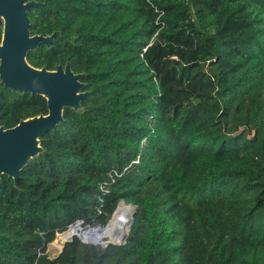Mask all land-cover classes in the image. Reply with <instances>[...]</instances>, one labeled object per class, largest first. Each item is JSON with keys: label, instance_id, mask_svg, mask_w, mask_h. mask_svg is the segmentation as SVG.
<instances>
[{"label": "trees", "instance_id": "trees-1", "mask_svg": "<svg viewBox=\"0 0 264 264\" xmlns=\"http://www.w3.org/2000/svg\"><path fill=\"white\" fill-rule=\"evenodd\" d=\"M31 1V34L56 37L28 62H70L88 94L17 184L2 176L0 264H264V0ZM47 113L0 80L1 126ZM121 202L124 244L49 255Z\"/></svg>", "mask_w": 264, "mask_h": 264}, {"label": "water", "instance_id": "water-1", "mask_svg": "<svg viewBox=\"0 0 264 264\" xmlns=\"http://www.w3.org/2000/svg\"><path fill=\"white\" fill-rule=\"evenodd\" d=\"M39 4L31 0H0V25L3 26L0 42L1 83L9 89L43 95L48 102L47 114L22 119L10 128L0 125V182L3 175H8L17 184L22 169L44 151L41 138L65 121L66 107L81 110V102L88 94L83 90L85 73H75L70 62L58 64L54 70L45 66L37 68L28 62L30 51L41 44L50 46L56 37V32L50 35L31 34L28 11ZM129 222L130 231L133 216ZM128 235L129 232L119 243H111L124 244Z\"/></svg>", "mask_w": 264, "mask_h": 264}, {"label": "built area", "instance_id": "built-area-1", "mask_svg": "<svg viewBox=\"0 0 264 264\" xmlns=\"http://www.w3.org/2000/svg\"><path fill=\"white\" fill-rule=\"evenodd\" d=\"M137 162H139V160H137ZM111 224L112 220H110L107 224L93 223L87 225L83 220H79L75 224L71 225L67 230L63 232H57V239L53 243L55 244L56 241L60 240L61 246H58V249L60 250L63 243L72 241L75 237H77L81 242L85 244L106 246L108 243L114 242L111 235L107 234V229L109 228V226H111ZM72 228H75L74 234L70 235L66 239H63L62 235L67 233Z\"/></svg>", "mask_w": 264, "mask_h": 264}, {"label": "rangeland", "instance_id": "rangeland-1", "mask_svg": "<svg viewBox=\"0 0 264 264\" xmlns=\"http://www.w3.org/2000/svg\"><path fill=\"white\" fill-rule=\"evenodd\" d=\"M120 207H119V209H121L122 207H128L129 208V213H128V216H127V220H129L130 221V218L133 216V213H134V210H135V206L134 205H132V204H126V203H124V202H121L120 204ZM117 215V212L116 213H114V215H113V219H114V217ZM113 219H112V221H113ZM116 220H118V219H116ZM129 221H127V222H125V223H123V224H121V226H120V228L115 232V233H113V235L111 236V237H113L121 228H122V226L123 225H125V224H127ZM130 224V223H129ZM129 228H130V225H129ZM129 232V231H128ZM107 233L109 234L110 233V231L108 230L107 231ZM57 239V234H56V238H55V240ZM54 240V241H55ZM107 240H109V239H107ZM113 240V239H112ZM53 241V242H54ZM53 242H51L50 244H49V247H48V253H49V255L51 256V257H56V256H58L61 252H59L58 253V251H59V249H55V247L52 245V243ZM65 243H67V242H65ZM65 243H63V245H62V247H61V251H62V249H63V247H64V245H65ZM115 243H119V242H115ZM58 253V254H57Z\"/></svg>", "mask_w": 264, "mask_h": 264}, {"label": "bare ground", "instance_id": "bare-ground-1", "mask_svg": "<svg viewBox=\"0 0 264 264\" xmlns=\"http://www.w3.org/2000/svg\"><path fill=\"white\" fill-rule=\"evenodd\" d=\"M120 210V209H119ZM118 210V211H119ZM117 211V212H118ZM130 223V222H129ZM74 230H75V228H72L71 230H69L67 233H65V234H63V235H67V234H70V235H72V234H74ZM109 235V234H108ZM124 238V237H123ZM123 238H122V240H123ZM114 241V240H113ZM115 242V241H114Z\"/></svg>", "mask_w": 264, "mask_h": 264}, {"label": "crops", "instance_id": "crops-1", "mask_svg": "<svg viewBox=\"0 0 264 264\" xmlns=\"http://www.w3.org/2000/svg\"><path fill=\"white\" fill-rule=\"evenodd\" d=\"M52 245L55 247V249H58V246H56L54 243H53ZM59 252H61V250H59L58 253H59ZM58 253H57V254H58Z\"/></svg>", "mask_w": 264, "mask_h": 264}, {"label": "flooded vegetation", "instance_id": "flooded-vegetation-1", "mask_svg": "<svg viewBox=\"0 0 264 264\" xmlns=\"http://www.w3.org/2000/svg\"><path fill=\"white\" fill-rule=\"evenodd\" d=\"M45 45V44H44Z\"/></svg>", "mask_w": 264, "mask_h": 264}]
</instances>
